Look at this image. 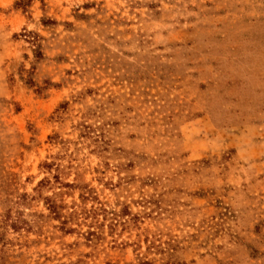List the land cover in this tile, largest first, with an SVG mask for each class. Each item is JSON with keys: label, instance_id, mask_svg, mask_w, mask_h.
<instances>
[{"label": "rangeland", "instance_id": "obj_1", "mask_svg": "<svg viewBox=\"0 0 264 264\" xmlns=\"http://www.w3.org/2000/svg\"><path fill=\"white\" fill-rule=\"evenodd\" d=\"M0 264H264V0H0Z\"/></svg>", "mask_w": 264, "mask_h": 264}]
</instances>
